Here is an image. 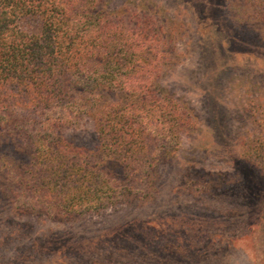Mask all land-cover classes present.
<instances>
[{
    "label": "rangeland",
    "instance_id": "1",
    "mask_svg": "<svg viewBox=\"0 0 264 264\" xmlns=\"http://www.w3.org/2000/svg\"><path fill=\"white\" fill-rule=\"evenodd\" d=\"M143 2L164 60L153 93L179 102L187 128L171 144L145 139L146 181L109 208L56 220L0 204V264H264V42L247 25L256 40L235 43L219 0ZM91 123L67 138L94 149ZM129 168L134 183L140 168Z\"/></svg>",
    "mask_w": 264,
    "mask_h": 264
},
{
    "label": "trees",
    "instance_id": "2",
    "mask_svg": "<svg viewBox=\"0 0 264 264\" xmlns=\"http://www.w3.org/2000/svg\"><path fill=\"white\" fill-rule=\"evenodd\" d=\"M113 1L0 0V204L10 214L64 220L109 208L146 181L145 139L171 144L188 126L178 101L153 93L164 60L139 14L145 0ZM219 2L216 20L235 43L256 40L248 26L264 42V0ZM84 118L94 149L65 134ZM131 165L140 168L134 183Z\"/></svg>",
    "mask_w": 264,
    "mask_h": 264
}]
</instances>
